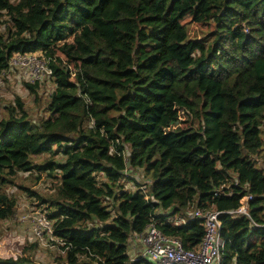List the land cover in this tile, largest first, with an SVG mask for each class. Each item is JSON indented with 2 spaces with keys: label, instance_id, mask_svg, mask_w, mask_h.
Listing matches in <instances>:
<instances>
[{
  "label": "trees",
  "instance_id": "1",
  "mask_svg": "<svg viewBox=\"0 0 264 264\" xmlns=\"http://www.w3.org/2000/svg\"><path fill=\"white\" fill-rule=\"evenodd\" d=\"M33 50L50 91L37 120L18 95L0 115V219L14 185L53 220V264H154L131 259L133 234L152 219L195 248L192 212L215 208L221 264H264V0H0V78ZM44 171L47 195L18 181ZM32 239L0 264H40Z\"/></svg>",
  "mask_w": 264,
  "mask_h": 264
},
{
  "label": "built area",
  "instance_id": "2",
  "mask_svg": "<svg viewBox=\"0 0 264 264\" xmlns=\"http://www.w3.org/2000/svg\"><path fill=\"white\" fill-rule=\"evenodd\" d=\"M8 63L5 77L13 74L20 81L41 82L53 73L48 58L39 50L15 51L11 54ZM249 197L250 195H246L243 197L244 201L243 198L241 199L242 203L237 211L247 213ZM219 214L220 210L215 208L193 210L192 215L200 217L203 224V235L195 248L184 247L178 236L162 232L151 219L145 229L137 234L142 248L138 255H131V259L145 257L154 264H221L224 238L221 234ZM23 218L30 222L33 237L40 240L45 235L52 237L53 220L44 210L38 209L32 214L24 215Z\"/></svg>",
  "mask_w": 264,
  "mask_h": 264
},
{
  "label": "rangeland",
  "instance_id": "3",
  "mask_svg": "<svg viewBox=\"0 0 264 264\" xmlns=\"http://www.w3.org/2000/svg\"><path fill=\"white\" fill-rule=\"evenodd\" d=\"M189 17L185 19L188 20ZM188 27L191 32H196L201 35L203 32L207 31L210 26L198 25L193 21L188 22ZM62 58H65L63 54H60ZM46 83L43 86H37V93L29 91L25 87L23 81L17 79L13 74H9L7 77L2 76L0 78V115H6L7 111L4 109V105L14 102L15 96L18 95L23 98L24 105L28 111V116L31 119H39L45 114L43 110V104L47 98V92L50 91L49 84L50 80L46 82V79L39 82ZM219 87V84L209 78H204L200 81V88L209 96ZM36 96L39 100L36 101ZM182 117H185L182 115ZM261 160V159H260ZM28 173H20L18 181L32 187L35 192H43L46 195L54 191V187L50 185V177L46 174V171L40 174V178L34 181ZM140 180H145L142 174H138ZM9 187V192L12 193L16 199V211L15 213L4 219H0V254L6 255L13 252L21 251L22 246L33 240L32 230L30 222L24 219V215L32 214L38 209H42L39 205V198L35 195H29L27 190H20L17 186L11 185ZM244 201V198L242 199ZM52 237L45 235L39 246L32 250L22 251L23 253L31 254L33 258L39 261L40 264H53L54 254L56 247L51 244Z\"/></svg>",
  "mask_w": 264,
  "mask_h": 264
},
{
  "label": "crops",
  "instance_id": "4",
  "mask_svg": "<svg viewBox=\"0 0 264 264\" xmlns=\"http://www.w3.org/2000/svg\"><path fill=\"white\" fill-rule=\"evenodd\" d=\"M130 240H131L130 249H129L130 255L132 256L138 255L142 248V244L141 241L139 240V236L133 234Z\"/></svg>",
  "mask_w": 264,
  "mask_h": 264
}]
</instances>
